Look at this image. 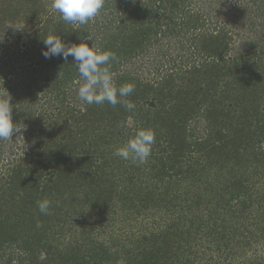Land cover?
Segmentation results:
<instances>
[{"label":"trees","instance_id":"trees-1","mask_svg":"<svg viewBox=\"0 0 264 264\" xmlns=\"http://www.w3.org/2000/svg\"><path fill=\"white\" fill-rule=\"evenodd\" d=\"M50 34L115 53L113 81L135 85L122 98L135 108L81 101L73 57L41 54ZM7 91L22 129L0 140V264H264V0H104L85 25L63 21L51 0H0ZM200 121L205 137L190 141L187 125ZM142 127L155 132L146 163L96 164L109 154L101 142L121 146ZM139 174L153 186L141 194ZM61 178L74 183L75 208H96L100 227L86 220L81 238L76 220L59 221L54 245L46 234L68 215V193L53 192ZM124 205L140 208L139 219L124 218ZM154 208L165 220L150 217ZM226 209L244 221L219 225Z\"/></svg>","mask_w":264,"mask_h":264},{"label":"clouds","instance_id":"clouds-1","mask_svg":"<svg viewBox=\"0 0 264 264\" xmlns=\"http://www.w3.org/2000/svg\"><path fill=\"white\" fill-rule=\"evenodd\" d=\"M103 5L104 0H51V8L60 14L63 21L79 25H85L94 19ZM9 27L22 29L19 26ZM42 42L45 48L42 49L41 54L46 59L60 56L66 60L69 56L73 57L79 76L84 80L77 90L81 101L88 105H101L105 102L112 106L122 104L129 111L135 108L133 102L122 99L133 93L135 85L126 83L117 87L113 81L110 62L116 60L115 53L101 51L93 43L91 46L85 42L66 45L58 35L50 34ZM104 65L109 67H102ZM11 101L12 97L8 91L7 96L0 95V140L12 139L13 134L21 132L22 129L17 128L13 122L14 105ZM154 143V130L142 127L137 129L134 136L125 144L118 147L114 155L126 161L143 164L151 155ZM51 203L47 198L38 201L40 213L49 214Z\"/></svg>","mask_w":264,"mask_h":264},{"label":"rangeland","instance_id":"rangeland-1","mask_svg":"<svg viewBox=\"0 0 264 264\" xmlns=\"http://www.w3.org/2000/svg\"><path fill=\"white\" fill-rule=\"evenodd\" d=\"M148 75V74H147ZM204 122L203 121H200V122H198V124L197 125H195L194 123H191V124H188L187 126V129H186V135H187V137H188V139L190 140V141H193V140H195L196 138H198V139H200V140H202L205 136V131H204V129H205V127H204ZM137 125V122L136 121H134V119L133 118H130L129 120H127V126H128V128H134L135 126ZM192 127H194L195 128V130L194 129H192ZM90 138H91V136H90ZM107 139H109V138H107ZM20 140V141H19ZM18 145L20 146V149H21V151L23 152V154H25L26 153V151L28 150V148H29V146H27L28 145V143H27V141L25 140H22V139H18ZM103 142H101L100 143V148H98V150L100 151V149H102V152L103 151H105V149H107L108 150V152H109V154L107 155V157H105V158H103L102 157V153L101 154H99V158H98V160L96 161V164L97 165H99L100 163H104L106 160H109V162L112 164V165H115L117 162V159L116 158H118L116 155H114V153H115V150L118 148V147H120V145L118 146H116V147H111L110 145L108 146V145H104V144H102ZM125 144V143H124ZM123 145V144H122ZM121 145V146H122ZM19 149V150H20ZM100 153V152H99ZM23 157V156H22ZM22 157H19V158H22ZM19 158H16V159H14V160H18ZM78 167V165H75V163L73 162V161H70L68 164H67V169L68 170H70L71 171V169H74V167ZM92 169H94V168H92ZM124 171L125 170H122L120 173H121V175L125 178V176H126V174H124ZM98 173H99V171H98ZM101 171H100V176H101ZM97 175H99V174H97ZM115 174L112 172V176H114ZM98 178L99 177H97L96 176V178H94V179H96L97 181H98ZM105 178V180H109V178H108V176H105L104 177ZM136 178H138V179H136V180H138L137 182H136V184H135V187L139 190V194H141V193H143V191H146L148 188H152L153 186H151L150 185V183L147 181V179L144 177V176H142L141 174H139V175H136ZM101 179L102 178H100V183H102L101 182ZM65 179L64 178H61V182H59L58 184H57V187L55 186V189H53V192H54V195H55V192H56V190L58 191V193H64V192H66V193H68V194H65V196H64V203H65V205H64V208H63V210L66 212V213H68V215H65V213H63V215H59V216H57L55 219H54V222H55V224H56V227H57V223L59 222V221H61V224L63 223V222H65V221H67L68 220V218L70 219V220H76V221H74V222H76L75 224H72V225H74L75 226V228L73 229V230H75V233H76V235H78L79 237H81V229H82V225L83 224H86V220H87V225H89L88 226V228L89 229H93V227L94 226H96V227H100V216H98V212H97V210H96V208H91L90 206H85V207H83V208H80V207H78V208H75V207H77V206H79L80 205V202H75V203H72L73 202V200H74V197L72 196V194H70L69 193V191L71 192V189L73 188V186H74V183H72V184H65ZM151 182H152V180H151ZM70 183V182H69ZM141 185V188L140 187H138V186H140ZM192 186V185H191ZM65 187H67V189H65ZM159 189V188H158ZM142 190V191H141ZM160 190H163V188H161ZM180 189H178V191H179ZM57 194V193H56ZM82 198V197H81ZM58 201H62V197H60V199L58 198ZM185 203V202H184ZM179 205V204H178ZM130 206V205H129ZM130 208H132V206H130ZM228 208V207H227ZM124 213H123V216H124V218H127V219H129V221H136V220H138L139 218H136L135 217V213L138 211V210H140V208H135V206L131 209V210H129V207L127 206V205H124ZM231 209H226V211H223L224 213L222 214V217H221V219H224V220H220L221 221V223H219V225H224V224H222V222L223 221H226V223L227 222H230V223H232V224H235V225H237L238 226V224L240 223V222H243L244 220L241 218L240 219V221H236V219H234V217L231 215V211H230ZM73 213V214H71V212ZM81 212H83L84 213V218H82V217H80L81 215H80V213ZM90 212H92V213H90ZM233 212H234V210H233ZM125 213H127V214H125ZM132 213H133V215H132ZM125 215H128V216H130V217H128V216H125ZM151 216V218H155V219H157V220H159L160 219V221H162V220H165V216H166V213L163 211V208H161V209H152V212H151V214H150ZM121 217H122V214H121ZM67 219V220H66ZM85 221V222H84ZM121 221H123V220H121ZM125 221H128V220H124L123 222H125ZM134 224H135V222H133ZM161 223V222H160ZM106 224V223H105ZM122 224V226H124V227H122V228H125V229H127V226L126 225H124V223H121ZM54 227V226H53ZM55 228V227H54ZM87 228V229H88ZM89 229H88V231H89ZM57 230V231H56ZM56 230H53V229H51L50 231H48L47 232V234L46 235H48V239H50L51 240V243H53L54 245L56 244L57 245V243L59 244V242H61V240H60V234H59V228L57 227L56 228ZM67 238H69V236H67ZM81 238H83V236L81 237ZM100 240V236L98 237V241ZM53 244H52V246H53ZM44 249H41V252H38V254H37V256H38V258H39V260L40 259H42L43 257H44V254H45V252L43 251ZM251 253V252H250Z\"/></svg>","mask_w":264,"mask_h":264}]
</instances>
